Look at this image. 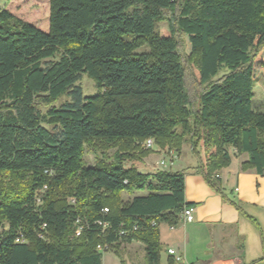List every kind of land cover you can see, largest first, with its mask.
Returning <instances> with one entry per match:
<instances>
[{"label":"trees","instance_id":"obj_1","mask_svg":"<svg viewBox=\"0 0 264 264\" xmlns=\"http://www.w3.org/2000/svg\"><path fill=\"white\" fill-rule=\"evenodd\" d=\"M3 1L0 264H102L97 244L133 241L143 244L144 264L158 263L157 225H177L183 207L193 206L184 198L185 172H139L119 153L86 166L90 141L130 148L153 138L178 154L187 134L193 149L202 143L197 171L218 193L214 173L229 165L230 147L247 156L241 170L264 175V109L253 102L264 0H46L45 11L27 20L12 4L31 0ZM163 21L167 31L159 32ZM177 32L204 85L196 109ZM83 74L94 95L83 94ZM43 185L38 205L34 193ZM77 218L86 227L73 236ZM97 221L109 223L103 233Z\"/></svg>","mask_w":264,"mask_h":264},{"label":"crops","instance_id":"obj_2","mask_svg":"<svg viewBox=\"0 0 264 264\" xmlns=\"http://www.w3.org/2000/svg\"><path fill=\"white\" fill-rule=\"evenodd\" d=\"M230 148L235 154L230 153L229 165L214 173L221 193L205 183L197 171L201 164L184 160L175 169L185 172L184 198L193 204L194 218L181 219L175 226L157 225L161 245L157 264H264V175L241 170L247 156ZM171 152L166 155L174 165L182 157ZM167 248L175 249L182 261L176 262Z\"/></svg>","mask_w":264,"mask_h":264},{"label":"rangeland","instance_id":"obj_3","mask_svg":"<svg viewBox=\"0 0 264 264\" xmlns=\"http://www.w3.org/2000/svg\"><path fill=\"white\" fill-rule=\"evenodd\" d=\"M6 8L10 7V3L5 4ZM17 9H22L24 12L20 15L21 18L27 20L31 18L34 14H42L46 9V0H31L22 1L12 4ZM36 12V13H35ZM37 15V16H38ZM36 16V17H37ZM167 23L165 21L157 24V30L159 32L167 31ZM176 39L178 41V52L181 57V61L184 66V87L190 101V105L193 109H196L198 104V99L200 93L204 90V85H200L195 81L192 75V66L197 64L196 56L186 58L182 51V42L180 33H176ZM146 47L141 48L145 50ZM258 59L261 62L264 61V47L260 50ZM260 61L255 65L254 68V86H253V102L257 108L264 109V62L260 64ZM220 76V75H219ZM214 79H217L215 77ZM82 87L83 94L85 96L94 95L97 88L93 80L86 74L82 75V78L78 82ZM65 100V98L60 99L59 102ZM58 102V103H59ZM57 103V104H58ZM260 103L263 105L259 106ZM168 151L167 145L164 147L158 146L153 139V144L150 148L144 145V141L135 140L130 148H126L123 144H117L114 146H106L105 144L97 141H90L84 145L83 151V161L84 165H93L96 161L103 160L106 163L113 161L116 153L122 154V163L126 168H134L139 172L152 173L157 170H169L175 171V169L185 162L192 161L194 164L204 163V153L202 148V143L199 142L195 149L191 146V137L189 135H184L180 145V150L178 155L181 154V159H175L174 165L171 164V159L167 157L166 152ZM170 154L174 155L177 152L175 150ZM229 153L235 154L231 148H229ZM183 159V160H182ZM164 161L166 167H162L159 162ZM186 162V163H187ZM138 194V193H136ZM120 197L123 201L130 198V194L122 192ZM66 201L74 203V198L67 196ZM106 211L107 209L104 208ZM81 221H84L81 218ZM144 251L143 244L140 242L133 241L131 243H121L118 247L107 246L102 257V264H144Z\"/></svg>","mask_w":264,"mask_h":264},{"label":"built area","instance_id":"obj_4","mask_svg":"<svg viewBox=\"0 0 264 264\" xmlns=\"http://www.w3.org/2000/svg\"><path fill=\"white\" fill-rule=\"evenodd\" d=\"M153 144V138H147L144 140V145L148 148H150ZM159 164L162 167H165V163L164 161H160ZM45 173H50L49 171H45ZM46 189V186L43 185L40 189H37L34 193V199H35V203L36 204H41V195L44 192V190ZM103 212H106L105 209H103ZM193 212H194V208L192 206H185L182 209V221L183 222H191L193 221ZM97 224L101 226V233H103L105 231V229L109 226V223L107 221H97ZM152 225H155L154 222H152ZM45 224H41L40 228L44 229L45 228ZM74 233L73 236H78L81 234V232L83 231V229L86 227V223L81 221L80 218H77L74 222ZM136 226H132V229L130 230H122L118 233V235H127L129 232H131V230H135ZM39 237H43V234L39 233ZM19 241V240H16ZM22 241V240H21ZM107 248V245H101V244H97L96 246V250L97 251H104ZM167 253L169 255H171L173 257V259L176 262H180L182 261V256L173 248H167Z\"/></svg>","mask_w":264,"mask_h":264},{"label":"bare ground","instance_id":"obj_5","mask_svg":"<svg viewBox=\"0 0 264 264\" xmlns=\"http://www.w3.org/2000/svg\"><path fill=\"white\" fill-rule=\"evenodd\" d=\"M179 216H180V218L182 219V210H181V212H180Z\"/></svg>","mask_w":264,"mask_h":264}]
</instances>
